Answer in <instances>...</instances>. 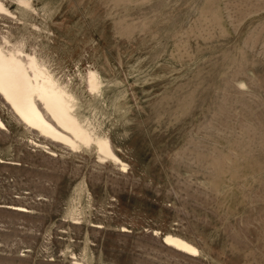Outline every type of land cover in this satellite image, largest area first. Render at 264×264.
<instances>
[{"label":"rangeland","instance_id":"obj_1","mask_svg":"<svg viewBox=\"0 0 264 264\" xmlns=\"http://www.w3.org/2000/svg\"><path fill=\"white\" fill-rule=\"evenodd\" d=\"M4 1L126 167L0 96V264H264V0Z\"/></svg>","mask_w":264,"mask_h":264},{"label":"bare ground","instance_id":"obj_2","mask_svg":"<svg viewBox=\"0 0 264 264\" xmlns=\"http://www.w3.org/2000/svg\"><path fill=\"white\" fill-rule=\"evenodd\" d=\"M16 1L23 9L30 10L27 0ZM0 12L18 16L4 0H0ZM5 34L0 38V96L11 105L14 114L27 127L58 143L71 148L94 145L100 157H108L126 167L124 160L113 151L109 135L99 132L91 117L82 114L72 82L61 79L51 68V59L40 54L37 47L30 51L25 39L13 40L10 34ZM85 80L94 95H102L104 81L96 68L89 67ZM6 125L0 113V127ZM14 208L24 207L15 205ZM164 244L192 255L200 252L197 245L176 234L165 235Z\"/></svg>","mask_w":264,"mask_h":264}]
</instances>
